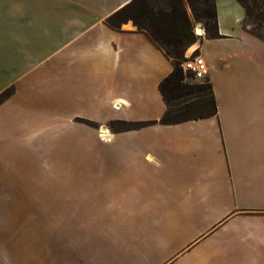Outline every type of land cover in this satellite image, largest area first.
<instances>
[{"label": "crops", "instance_id": "1", "mask_svg": "<svg viewBox=\"0 0 264 264\" xmlns=\"http://www.w3.org/2000/svg\"><path fill=\"white\" fill-rule=\"evenodd\" d=\"M130 1L0 0V264H264V40L217 0L218 112L162 123L172 61L107 23Z\"/></svg>", "mask_w": 264, "mask_h": 264}, {"label": "trees", "instance_id": "2", "mask_svg": "<svg viewBox=\"0 0 264 264\" xmlns=\"http://www.w3.org/2000/svg\"><path fill=\"white\" fill-rule=\"evenodd\" d=\"M238 1L245 9L242 21L244 30L264 40V32L261 31L264 28V0ZM129 20L145 32L173 64L171 73L159 84L168 106L161 122L178 123L217 114L212 82L209 79L206 82H186L181 66L186 49L203 39L196 35L195 24L204 23L208 38L222 37L219 32L217 0H131L110 15L107 23L119 30ZM10 92L11 89L0 94V102ZM207 92L210 99L207 98ZM199 102L209 104L210 109L191 114ZM150 123L128 124V127ZM125 125L122 123V127Z\"/></svg>", "mask_w": 264, "mask_h": 264}, {"label": "rangeland", "instance_id": "3", "mask_svg": "<svg viewBox=\"0 0 264 264\" xmlns=\"http://www.w3.org/2000/svg\"><path fill=\"white\" fill-rule=\"evenodd\" d=\"M189 12L191 13V10L189 9ZM199 24L204 26L203 22H199ZM196 25V24H195ZM249 27H251L249 25ZM262 32H264V28L261 30ZM201 40H197V42H199ZM196 42V43H197ZM194 43V44H196ZM193 45V44H192ZM191 45V46H192ZM189 46L184 54L185 59L187 57H189L192 53L193 55H199L198 50H195L193 52L189 51V48L191 47ZM208 66V64H207ZM209 68V66H208ZM184 71V70H183ZM185 74V81L186 82H201L199 80H194L191 77L190 73H187L184 71ZM209 75H210V68H209ZM209 92H207V98L210 99V96L208 95ZM195 102H198L197 100ZM197 108H194V110L191 112V114H195L201 111H207L208 109H210L209 104H205V102H199L198 104H195ZM108 135L109 133H106V136L103 137L102 135V139L103 140H108ZM68 170H70V182L72 183H76V179H77V174H76V170H101L96 163H94V157L91 156L90 154H87V151L85 150H80L78 144L76 143V141L71 140L69 141L68 144ZM74 172V173H72Z\"/></svg>", "mask_w": 264, "mask_h": 264}, {"label": "built area", "instance_id": "4", "mask_svg": "<svg viewBox=\"0 0 264 264\" xmlns=\"http://www.w3.org/2000/svg\"><path fill=\"white\" fill-rule=\"evenodd\" d=\"M199 27L202 29L199 31ZM195 33L198 37L204 38L206 31L203 25L197 23L195 26ZM183 70L192 75L194 80H199L201 82H206L209 79V68L206 61L201 57V55H193V53L183 60L181 63Z\"/></svg>", "mask_w": 264, "mask_h": 264}, {"label": "bare ground", "instance_id": "5", "mask_svg": "<svg viewBox=\"0 0 264 264\" xmlns=\"http://www.w3.org/2000/svg\"><path fill=\"white\" fill-rule=\"evenodd\" d=\"M201 30H202V29L199 27V31H201ZM196 46H197V44H193V45L189 48V51H190V52H193V51L195 50ZM103 129H106V128H103ZM102 135H103V137L105 136V135H104V131H102Z\"/></svg>", "mask_w": 264, "mask_h": 264}]
</instances>
